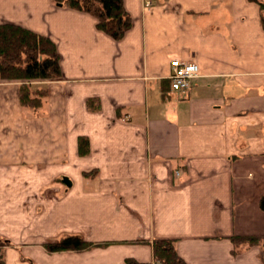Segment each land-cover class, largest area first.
I'll return each mask as SVG.
<instances>
[{
	"label": "crops",
	"instance_id": "1",
	"mask_svg": "<svg viewBox=\"0 0 264 264\" xmlns=\"http://www.w3.org/2000/svg\"><path fill=\"white\" fill-rule=\"evenodd\" d=\"M256 1L123 0L132 26L115 41L52 0H0V24L52 39L62 74L32 82L47 89L39 111L21 108L19 81H0L4 264L153 263L154 239L174 240L186 264H264L261 248L232 256L230 241L264 235ZM171 60L199 68L183 93L170 89ZM70 235L108 245L44 250Z\"/></svg>",
	"mask_w": 264,
	"mask_h": 264
},
{
	"label": "trees",
	"instance_id": "2",
	"mask_svg": "<svg viewBox=\"0 0 264 264\" xmlns=\"http://www.w3.org/2000/svg\"><path fill=\"white\" fill-rule=\"evenodd\" d=\"M257 2L256 0H252ZM58 7L75 10L82 14H89L96 20V28L120 41L130 30L132 23L129 14L124 10L123 0H52ZM261 6V5H260ZM262 9V7H261ZM264 26V15L262 17ZM60 56L55 43L41 34L16 24H0V81H19L18 99L24 110L39 111L47 96L46 88L32 86V82L59 80ZM87 107L94 110L93 100H88ZM78 156L88 153L87 139L79 137ZM96 171L85 173V177H92ZM259 207L264 211V196L259 201ZM236 256L244 249L251 247L261 248V258L264 260V235L240 236L230 238ZM9 242L0 237V247L8 246ZM152 248L153 263L139 262L133 258L125 259L124 264H186L177 255L175 241L170 239H154L148 243ZM108 243H92L78 235L64 236L57 242H48L44 245L47 253L67 251L83 252L95 248H105ZM0 264H4L3 254L0 253Z\"/></svg>",
	"mask_w": 264,
	"mask_h": 264
},
{
	"label": "built area",
	"instance_id": "3",
	"mask_svg": "<svg viewBox=\"0 0 264 264\" xmlns=\"http://www.w3.org/2000/svg\"><path fill=\"white\" fill-rule=\"evenodd\" d=\"M170 89L174 92L187 91L190 88L191 82L198 77L199 68L195 62L189 61H170Z\"/></svg>",
	"mask_w": 264,
	"mask_h": 264
},
{
	"label": "rangeland",
	"instance_id": "4",
	"mask_svg": "<svg viewBox=\"0 0 264 264\" xmlns=\"http://www.w3.org/2000/svg\"><path fill=\"white\" fill-rule=\"evenodd\" d=\"M31 111V110H30ZM81 176H84V174L83 175H81ZM74 177V176H73ZM10 244H8V246H9ZM7 247V246H6ZM4 248L5 247H0V253H4ZM93 250V249H92ZM87 250H85V251H83V252H86ZM90 251V250H89ZM67 252H70V251H67ZM73 252H76V251H73ZM83 252H77V253H83ZM53 254H56V253H53ZM3 258H4V255H3Z\"/></svg>",
	"mask_w": 264,
	"mask_h": 264
},
{
	"label": "water",
	"instance_id": "5",
	"mask_svg": "<svg viewBox=\"0 0 264 264\" xmlns=\"http://www.w3.org/2000/svg\"><path fill=\"white\" fill-rule=\"evenodd\" d=\"M63 182L65 183V185H66L67 187H68V186H71V181H70V180L64 178V179H63Z\"/></svg>",
	"mask_w": 264,
	"mask_h": 264
}]
</instances>
